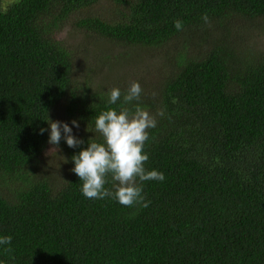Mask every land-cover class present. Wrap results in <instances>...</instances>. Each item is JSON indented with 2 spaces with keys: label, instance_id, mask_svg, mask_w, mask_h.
I'll use <instances>...</instances> for the list:
<instances>
[{
  "label": "trees",
  "instance_id": "16d2710c",
  "mask_svg": "<svg viewBox=\"0 0 264 264\" xmlns=\"http://www.w3.org/2000/svg\"><path fill=\"white\" fill-rule=\"evenodd\" d=\"M1 1L0 237L12 239L0 264H264V0ZM68 21L110 44L121 73L78 80V55L57 38ZM256 25L248 44L240 31ZM179 37L145 80L137 50ZM132 81L141 99L123 105ZM136 104L156 117L145 167L164 181L144 182L147 207L87 198L73 155L100 139L96 115ZM60 108L83 144L49 143Z\"/></svg>",
  "mask_w": 264,
  "mask_h": 264
},
{
  "label": "clouds",
  "instance_id": "9594fccd",
  "mask_svg": "<svg viewBox=\"0 0 264 264\" xmlns=\"http://www.w3.org/2000/svg\"><path fill=\"white\" fill-rule=\"evenodd\" d=\"M208 22V16L203 17ZM175 28L183 29V22L176 20ZM143 89L138 81H132L123 94V105L132 104L141 99ZM109 104H116L121 97V90L113 87L108 92ZM157 115L163 116V110ZM50 126L49 143L59 145L62 138L69 147H77L84 141L72 134L68 123L54 121L48 118ZM72 124L77 128L76 120ZM156 117L147 109L136 104L134 108L121 106L119 109L109 107L95 117V132L100 134V139L88 140V146L74 154L72 171L82 182L81 191L89 199L111 198L125 207H147L143 193V184L146 181H164L165 176L156 169H147L149 159L144 151L145 142L149 140L150 128L156 127ZM41 134L45 129H40ZM66 162V161H65ZM111 184V187L106 185ZM11 236L0 237V245H9ZM5 251L10 252V248Z\"/></svg>",
  "mask_w": 264,
  "mask_h": 264
},
{
  "label": "rangeland",
  "instance_id": "374dc122",
  "mask_svg": "<svg viewBox=\"0 0 264 264\" xmlns=\"http://www.w3.org/2000/svg\"><path fill=\"white\" fill-rule=\"evenodd\" d=\"M16 0H2L1 4L2 7L5 8L9 6L12 2ZM259 28V25L253 26L252 30L250 29H242L240 31V35L244 40L248 41V44L250 42L253 29ZM236 29V26L234 25V30ZM260 36H264V31L258 33ZM235 37V35H234ZM57 38L60 39L62 42L69 44L74 51L78 55L79 65L77 68V76L78 80H85V78L92 79L93 77H108L109 80L113 79L114 76L112 74H108L107 67L109 64H112L114 66V69H116L117 72L121 73L118 66L121 67V65H118L117 62L121 61L118 59V52L112 50L110 44L102 41H94L91 37H85L82 36L80 33L76 32L73 27L71 26L70 21H68L65 25V27L60 31L57 32ZM236 38V37H235ZM183 39L186 40L185 37H179L177 40L176 46L175 43H169L166 46H164L161 49H158L159 51L153 50V49H139L137 50V54H139V65L142 69V72L144 73V79L145 80H156V67L154 68L152 66V63L156 61V66L158 64L157 54L159 55L162 52H167L168 54L173 52L171 49L172 47L179 49L182 47V41ZM264 40V37L260 38L257 41V44H260ZM168 47V48H167ZM117 54V56H116ZM137 59V57L127 59L122 66L127 71V61L128 62H134ZM117 64V66L115 65ZM117 80H120L122 84L124 83L123 76H120L115 79L114 83L111 84L114 85ZM127 82V78L125 79ZM111 83V82H109ZM55 119L61 120L63 119L65 123H68L70 127L71 124L69 123L68 119L66 118L62 108H60L56 114ZM73 131L74 128L72 127ZM63 133V131H61Z\"/></svg>",
  "mask_w": 264,
  "mask_h": 264
}]
</instances>
